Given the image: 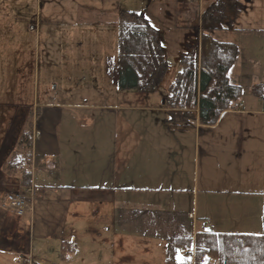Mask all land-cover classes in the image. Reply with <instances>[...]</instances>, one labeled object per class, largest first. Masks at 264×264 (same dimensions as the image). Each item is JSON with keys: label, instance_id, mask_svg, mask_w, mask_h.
<instances>
[{"label": "crops", "instance_id": "obj_1", "mask_svg": "<svg viewBox=\"0 0 264 264\" xmlns=\"http://www.w3.org/2000/svg\"><path fill=\"white\" fill-rule=\"evenodd\" d=\"M228 1H211L212 5L226 3L222 29L202 30L203 9L195 17L199 21V37L204 33L239 48L229 80L242 88L243 108L233 111L234 120L226 117L224 126L227 137L238 134L241 144H256L264 142L260 134L264 133V125L254 121L257 116H264V0ZM86 64L95 67L97 63ZM116 73L117 64H110L107 74L116 94L104 92L103 83L96 80L89 83L93 85L90 92L84 93L78 90L79 85L72 88L69 84L74 83L69 79L62 101L44 99L34 107L25 109L24 105L17 109L20 139L31 130L32 160L27 170L31 171L34 200L31 211L13 223L7 221L5 210L0 208V233L5 234L0 237V244L5 246V252L15 256V260L11 259L14 263L6 264H35L36 246L44 259L50 245L66 246V264L82 246L83 257L93 252L100 262L118 264L119 253L140 252L139 260L131 259L128 264H182L177 259L167 263L170 236L194 237L205 230L240 234L261 230L257 225L255 230L244 228L245 219L234 216L229 208L232 200L240 202V197H261L263 184L248 185L226 172L227 176L221 178L204 176L200 185L199 144L196 146L195 142L194 168L182 154L184 133L193 127L174 130L167 120L172 109L166 107L163 95L158 96L159 101L163 99L161 103L158 98L154 103H139L145 92L123 93L120 100ZM255 87L260 88V95L253 92ZM105 99L107 103H103ZM136 112L148 113L140 130L134 117L128 116ZM226 113L229 112H223L209 129L218 128ZM27 126L29 129L24 131ZM242 152L245 153L240 148L241 155ZM4 179H18L14 187L24 190L19 177ZM234 182L240 185L239 193L233 190ZM246 186L249 189H244ZM190 197L191 210L183 209L184 204L191 202ZM8 227L10 235L4 232ZM96 247L99 252H95ZM102 249L104 252H100ZM188 264H194V259Z\"/></svg>", "mask_w": 264, "mask_h": 264}, {"label": "rangeland", "instance_id": "obj_2", "mask_svg": "<svg viewBox=\"0 0 264 264\" xmlns=\"http://www.w3.org/2000/svg\"><path fill=\"white\" fill-rule=\"evenodd\" d=\"M211 1L0 0V208H2L1 204L5 201L6 194L16 191L17 187L14 185L17 184L18 179L15 182L13 180L12 184L10 180L5 182L4 177L7 175L3 167L16 151L21 137L18 133L19 122L15 120L18 108L24 105H26L25 109L34 107L36 103L44 99L62 101V96L66 93V80L69 79L74 83L69 84L72 88L79 85L78 90L84 93L90 92L88 89L93 87L89 83L99 82L103 83L104 92L108 90L109 93L116 94L117 91L112 86L107 69L110 64L118 63L119 25L122 11L144 14L150 24L160 32L169 66L168 71L158 88L155 91L145 92L149 97L145 95L144 98L140 97L139 101V103H154L153 101L159 95L165 96L168 93L171 83L176 80L181 70V56L199 41L200 26L197 27L199 21L195 16L199 15L202 9L205 12L211 7ZM104 59H107L106 61L110 64H106ZM91 61L97 63L95 67L86 64ZM69 72H73L71 76L67 75ZM118 92L120 100L124 98L123 93L139 94L137 91ZM114 97L111 96V98ZM162 100L159 101L158 98L159 103ZM240 101V99L237 100V102ZM103 103H107V99ZM226 111L229 113L222 116L218 128L209 129L208 126H199L195 123L193 128L188 130L189 133H184L182 154L187 162L189 158V163L194 168L195 162L192 159H194L196 150L195 142L196 146L197 143L199 144L197 167L200 185L204 176L206 179L221 178V176H227L226 172L230 174L232 172L231 176L242 183L248 185L254 182L262 183L264 194V142L241 144L238 141V134L234 137H227V129L224 126L227 124L226 117L234 120V112L241 110L234 109L233 112L228 108ZM147 115L148 113L136 112L128 116L134 117V122L140 130L148 119ZM257 117L254 121L264 125V116ZM28 126L24 128V131L29 129ZM196 133L198 134L197 139ZM260 134L264 137V133L260 132ZM240 148L245 152H242V155ZM255 178L258 181H255ZM232 187L239 193L241 188L238 183H232ZM244 189H249V186ZM263 194L261 197H240L238 198L240 202L232 200L229 208V212L231 211L234 216L239 215L245 219L244 228L255 230L257 225V229L261 230L256 234L264 232ZM190 200L191 202L182 206L183 209L191 210L193 205L191 197ZM236 202L240 204L237 205ZM202 207L201 200L198 208ZM5 212L9 223L24 218L8 210ZM5 231L7 235H10L9 227ZM233 231L236 230L233 229ZM4 236L3 232L0 233V237ZM45 245L48 244L45 243ZM4 249L5 246L0 244V264L14 263L11 259L15 260V256L5 252ZM49 249L48 255L42 259L43 255L39 253L41 250L36 246L35 264H66V246L62 248L50 245ZM81 250H85V247L82 246L78 254L73 255L68 263L115 264V261L100 262L93 252L83 257ZM96 251L99 252V248L96 247ZM100 252H104V249ZM128 253L131 254L119 253L117 263L128 264L131 259L139 260L142 256L140 252ZM178 256L184 258V264L191 263L194 259V255L191 254H179ZM178 256L177 260H179ZM131 264H136V262L132 261Z\"/></svg>", "mask_w": 264, "mask_h": 264}, {"label": "trees", "instance_id": "obj_3", "mask_svg": "<svg viewBox=\"0 0 264 264\" xmlns=\"http://www.w3.org/2000/svg\"><path fill=\"white\" fill-rule=\"evenodd\" d=\"M224 3L213 4L203 13L202 30L223 28ZM118 45L116 80L119 91H155L169 67L160 32L144 14L122 11ZM238 55L236 44L220 42L203 33L197 44L181 56V70L164 96L166 107L172 109L167 120L174 130H184L196 122L213 126L233 102L242 98V88L229 80V71ZM259 89L255 87L253 92L260 95ZM31 148L30 130L23 134L16 151L3 167L7 176L19 177L24 190L32 182L31 171L27 170L32 160ZM182 253L194 255V264H264V232L240 234L205 230L194 237L169 238L167 263H173ZM203 255L207 257L205 263L200 261Z\"/></svg>", "mask_w": 264, "mask_h": 264}, {"label": "built area", "instance_id": "obj_4", "mask_svg": "<svg viewBox=\"0 0 264 264\" xmlns=\"http://www.w3.org/2000/svg\"><path fill=\"white\" fill-rule=\"evenodd\" d=\"M242 106L243 105L240 102H235L230 106V110L241 109ZM12 182L13 180L10 181V184H12ZM15 190L16 191L7 193L2 206L4 209L13 212L15 215L23 217L32 209L31 202L34 200V188L30 187L25 192L20 188ZM201 261L203 262V257L201 258Z\"/></svg>", "mask_w": 264, "mask_h": 264}, {"label": "snow or ice", "instance_id": "obj_5", "mask_svg": "<svg viewBox=\"0 0 264 264\" xmlns=\"http://www.w3.org/2000/svg\"><path fill=\"white\" fill-rule=\"evenodd\" d=\"M178 259L181 260V262H182V264H183V260H184V258L181 257V256H178ZM189 259H190V258H189Z\"/></svg>", "mask_w": 264, "mask_h": 264}]
</instances>
